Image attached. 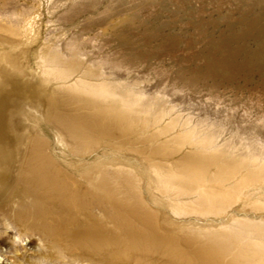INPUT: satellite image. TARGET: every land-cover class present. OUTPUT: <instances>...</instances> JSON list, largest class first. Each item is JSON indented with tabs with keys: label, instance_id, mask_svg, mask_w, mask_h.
<instances>
[{
	"label": "rangeland",
	"instance_id": "374dc122",
	"mask_svg": "<svg viewBox=\"0 0 264 264\" xmlns=\"http://www.w3.org/2000/svg\"><path fill=\"white\" fill-rule=\"evenodd\" d=\"M179 8L176 19L167 15ZM246 22L257 31L244 33ZM216 48L237 59L232 70L205 79L189 72ZM241 66L251 80L242 72L235 84L221 80ZM254 68L264 69V0H0V154L11 157L0 171V264H261L240 250L258 240L253 233L228 254L202 245L239 230L236 218L264 222V71ZM80 76L119 82L104 103L131 109L127 129L98 131L90 148L54 118L90 117V93H75L89 89L73 82ZM38 142L78 206L41 199L46 212L38 210L26 186L42 184L41 169L20 180ZM169 168L200 186L182 193L160 173ZM107 169L115 173L109 201L87 209V189ZM76 185L80 196L68 193ZM212 187L226 201L198 210L199 192ZM91 218L110 232L91 233Z\"/></svg>",
	"mask_w": 264,
	"mask_h": 264
},
{
	"label": "bare ground",
	"instance_id": "6f19581e",
	"mask_svg": "<svg viewBox=\"0 0 264 264\" xmlns=\"http://www.w3.org/2000/svg\"><path fill=\"white\" fill-rule=\"evenodd\" d=\"M150 2L156 1V0H148ZM174 2H177L178 0H173ZM181 8H179L176 11H169L167 13L168 16L173 17V19H176L179 11ZM151 16H156L157 12L151 13ZM176 15V16H175ZM132 17H135L134 13H132ZM255 21H257V17L253 16L252 17ZM134 21H137L136 17ZM253 30L254 32L257 31L253 26H251V22L249 24L246 22L245 27L243 32L246 34H250L249 29ZM261 32V31H259ZM165 47L161 46L160 48L157 49H149L148 53L153 56H158L159 51H164ZM260 53V52H259ZM258 53V54H259ZM216 55H212L211 59H206L201 62L199 65L192 67L189 72L193 74L195 77L198 78H217V71H230L233 69V66L231 65L230 62H236L237 59H231L227 55H224V53L221 52L220 49L216 48L215 50ZM250 60V59H249ZM106 63H109L108 61H105ZM255 71H264L263 68L261 69H253ZM188 72V71H187ZM245 74V78L247 80H251L254 76V74L249 73L243 66H241L240 70L237 72H234L233 74L226 76L224 78L221 77V80L226 83L230 84H235V80L237 77H239L240 73ZM92 74V73H91ZM93 75L89 76L92 78ZM95 76V75H94ZM65 81H71V74H63V77ZM121 80V79H120ZM119 80V81H120ZM72 82V81H71ZM75 84H80L81 82H87L89 84V89L87 90L86 88L80 87V85H77L78 89L75 90L77 98H81L83 92H88L90 93L89 98L83 99V105L86 108H91L93 109L91 112L90 117H84L83 116H77L73 118L68 119V114H55L54 118L58 124V126H61V130L65 132L69 131L70 139L76 141H79L80 146L82 148H90V143L94 140V137L98 135V133L101 132H106L105 134H109L113 132V128L117 126L121 130L127 129L129 126V120H130V106L129 105H120L121 103H125L122 100L117 101H111L109 103H104L107 97L111 96L113 91L111 90V86H113V82L116 84H120L119 82L112 81V80H105L99 82H89L83 76H80L78 79H75L73 81ZM248 84V81L246 83V86ZM99 85L102 87V89H99ZM94 107V108H92ZM95 117H103L107 118L108 123L107 124H101L99 122H95L91 119ZM89 123L88 126V122ZM110 125V127H109ZM89 127H92V130L88 133H85L89 130ZM94 128V129H93ZM109 129V130H108ZM99 131V132H98ZM85 146V147H84ZM9 153V152H8ZM7 152H3L0 154V171L2 168H4V165L7 163L9 160L10 155ZM26 164L29 165L26 168H24L23 173L21 174V181H26L32 179V176L36 174L35 167L40 168L41 170V176L42 182L41 185L37 186L34 184H29L27 185V190L29 192H35L34 194L39 198H37L34 202L36 203V206L38 210L41 212H46L45 206L41 203V199H46L50 202L53 201L56 206L64 207V202L66 201V205L69 204L71 205V200L68 198H64L65 194V188H60V183L63 185L62 182H59L56 178L58 176V170L55 169L54 166L51 165V163H48V158L44 154V151L42 150L41 143L38 142L36 146H34L31 149V152L28 153L26 157ZM9 163V162H8ZM179 170V169H178ZM178 170H174L173 168L166 169V171H161L160 173H163V175L167 181L170 184H173L175 187H178L182 193L184 194H191L192 192H195V190L200 186L199 181L196 179L190 178L191 181L187 180L185 177L182 176ZM103 176L100 178V186H91L89 189H87V198L91 199V201H87L85 203V207L89 209L88 207L91 206V202L95 204V202H98L100 199L109 201V195L111 191L110 189V181L112 180V176L115 174L112 171L104 170L103 171ZM55 176V178H54ZM60 176V175H59ZM54 178V179H53ZM193 181V182H192ZM64 187V185H63ZM79 186H74L72 189L68 190V193L71 192L72 194L81 195V192ZM61 189V190H60ZM214 188H210V190H201L199 192L198 199L196 201V206L198 207V210L200 211H206V210H214L215 208H220L219 206L225 202L226 200H223L221 198H216V193L213 190ZM64 190V191H63ZM45 195H44V192ZM70 191V192H69ZM91 193V194H90ZM84 196V195H83ZM75 197V196H74ZM77 198V197H75ZM79 198H77L78 200ZM76 202H73L72 204H76L78 206V203L82 202V200H78ZM71 202V203H70ZM221 203V204H220ZM84 206V205H83ZM25 205L22 204L21 208L18 209L17 215H21L25 211ZM59 209V208H58ZM57 209V215L58 217H62L61 213ZM52 212V211H51ZM54 215V212H52ZM99 223V224H98ZM233 224L237 225L239 230L235 231H229L227 234L222 233V231H217L214 232L212 235L205 236L203 239L202 245H208L212 248V250L216 249L222 254H228L229 252V247L232 248L236 242H240V240H243L246 234L253 233L258 237V240L256 241H241L242 245L240 247V250L246 254H250L252 257L256 258V260H259L261 264H264V222H262L260 219L256 222L251 221L249 219H242V218H236ZM230 223L228 227H232L233 225ZM96 230H100L104 233H109L110 232V227L107 225H104V222L102 219L99 220V218H96L95 220L92 221L89 224V231L91 233H96ZM195 236H192L194 238ZM195 239V238H194Z\"/></svg>",
	"mask_w": 264,
	"mask_h": 264
}]
</instances>
